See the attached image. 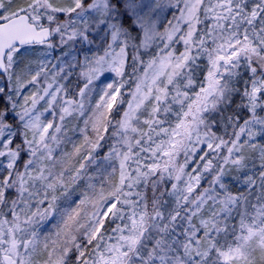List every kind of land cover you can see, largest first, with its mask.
I'll list each match as a JSON object with an SVG mask.
<instances>
[{
    "label": "snow or ice",
    "instance_id": "obj_1",
    "mask_svg": "<svg viewBox=\"0 0 264 264\" xmlns=\"http://www.w3.org/2000/svg\"><path fill=\"white\" fill-rule=\"evenodd\" d=\"M0 264H264V0H0Z\"/></svg>",
    "mask_w": 264,
    "mask_h": 264
}]
</instances>
